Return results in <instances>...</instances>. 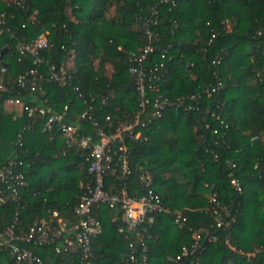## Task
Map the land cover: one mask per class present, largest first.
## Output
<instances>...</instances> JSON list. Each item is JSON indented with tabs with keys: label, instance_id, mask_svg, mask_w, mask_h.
<instances>
[{
	"label": "trees",
	"instance_id": "1",
	"mask_svg": "<svg viewBox=\"0 0 264 264\" xmlns=\"http://www.w3.org/2000/svg\"><path fill=\"white\" fill-rule=\"evenodd\" d=\"M0 13L5 14L0 60L7 67L0 82L10 89L0 91V99L11 95L56 111L67 105L66 120H77L80 133L94 139L96 128L113 129L137 110L129 54L148 42L145 22L154 19L145 71L157 68L162 96L196 95L198 102L193 100L190 110L165 108L160 118L140 127L143 138L127 140L130 172L124 178L115 144L104 188L115 191L124 183L132 196L150 189L168 209L142 224L145 264H190L195 258L201 264H264V0H0ZM43 32L48 48L37 55L17 51L19 42ZM31 68L36 69L33 92L17 84ZM54 72H64L66 83L49 80ZM218 81L220 88L208 95L206 88ZM78 93L91 106L95 126L91 119H78L86 107ZM0 107V169L16 159L24 162L16 171L25 177L15 198L0 203V241L13 224L18 233L38 219L55 223L53 211L74 222L81 184L92 179L87 151L68 146L56 130H43L37 112L29 116L24 109ZM29 125L18 141L19 131ZM141 169L150 175L149 186L139 178ZM230 173L241 191L230 183ZM212 195L219 207L210 202ZM95 213L104 230L91 240L92 256L84 258L80 249L56 252L61 238L47 246L17 244L44 264H140L142 245L134 232L119 231L118 206ZM196 235L198 247L190 253ZM183 246L189 255L170 260ZM0 264H16L5 245H0Z\"/></svg>",
	"mask_w": 264,
	"mask_h": 264
},
{
	"label": "built area",
	"instance_id": "2",
	"mask_svg": "<svg viewBox=\"0 0 264 264\" xmlns=\"http://www.w3.org/2000/svg\"><path fill=\"white\" fill-rule=\"evenodd\" d=\"M8 2L9 4H21L24 0H8ZM155 13L156 11H153L152 15ZM4 17L5 14L0 13V34L5 30L3 29ZM150 22L155 23V20L153 19L145 22V33L148 42L143 47L129 54L128 74L134 80L138 108L132 117L122 118L113 129L105 131L102 128H96V139L90 135L86 136L81 134L77 120L75 123L66 120L68 111L67 105H64L61 110L56 111L52 109L48 110L46 107L39 105H25L19 97L11 95L0 99V106H19L20 109H24L29 116L37 112L40 117L44 118L43 130H56L68 146H78L86 150V160L89 163L88 169L92 175L90 181L81 184L83 192L77 204L74 206V213L76 215V220L74 222L70 223L63 220L57 211H53L51 216L56 220L55 223L45 219H38L32 223L27 231L16 233L13 228L14 224L5 229L0 245H5L8 248L10 256L15 259L16 264H44L42 259L31 250L17 244V242L22 240L33 242L37 245L47 246L53 244L55 239L61 238V243L56 244V252H75L77 249H80L84 258L92 256L91 240L93 237L100 235L104 230L103 223L95 213V210L101 209L103 206L109 208L118 206L122 212L120 220L123 225L119 228V231L126 228L134 232L143 248L140 264H145L147 257L144 242L147 237L145 235L146 229L142 224L145 222H152L155 213L169 211L162 204L160 197L150 189L146 194L140 196L130 195L124 183L120 184L119 189L115 191L113 189L106 190L104 188L103 173L105 169L110 167V163L112 162V148L117 144V149L120 151L121 178H124L130 172L128 149L126 145L127 140L143 138L140 127H145L149 123L160 118L165 108L190 110L195 108L192 101H197L196 95L180 96L175 100H169L167 97L162 96L159 93L160 77L153 73L157 68L154 67L149 73L145 71V61L148 54L153 52L152 42L155 37L153 31L149 29ZM49 45L50 42L47 38V32H43L32 40L19 42L17 51L20 54L29 52L30 54L37 55L40 50L48 48ZM166 53L167 51H164L162 57H164ZM34 61L36 62L37 59ZM71 64L72 63L67 64L66 67L68 68ZM162 65L163 63H160V66ZM6 71V65L0 60V73H5ZM35 74V68L29 69L24 74L18 76L17 84L22 88H29V90L33 92L36 83ZM49 80L58 82L62 85L66 83L67 78L64 72L60 74L54 72L50 75ZM220 86L221 83L218 81L215 86L207 87V94L209 95L216 91ZM74 89L77 90L78 88L75 87ZM0 91L8 93L10 89L7 85L0 82ZM77 97L82 100V103L86 106L78 119H91V106L88 104L83 94L78 93ZM211 114L213 115V113ZM216 118L219 117L216 116ZM107 119L109 118L107 117ZM91 122L94 126L96 125L93 119H91ZM109 125H111V122ZM30 129L31 125L23 127L18 133V141L21 140L25 131ZM216 132L217 130H214V133ZM225 163L230 167L235 166L233 159H226ZM21 165L24 166V162L10 159L8 164L0 169V203L13 200L17 194L18 186L24 184L25 177L23 172L19 170L16 171V168ZM230 175V183L235 186L238 191H241L240 181L233 177L232 173H230ZM139 178L146 186L151 184L150 175L146 170H140ZM210 202L215 203L216 206L219 207V203L215 200V195L211 196ZM216 213L217 210L215 209L213 214L215 215L217 225L221 226L222 219L220 215L217 216ZM175 215V222H179L181 218L180 212H175ZM195 237L196 241L191 245L190 253L198 247L197 239L199 235ZM129 247L133 248V245L130 243ZM182 255H189L186 246L182 247L181 255H177L175 258L170 257L169 259L177 262ZM130 259H136L134 248L131 250ZM190 264H201V262L199 258H195L190 261Z\"/></svg>",
	"mask_w": 264,
	"mask_h": 264
},
{
	"label": "rangeland",
	"instance_id": "3",
	"mask_svg": "<svg viewBox=\"0 0 264 264\" xmlns=\"http://www.w3.org/2000/svg\"><path fill=\"white\" fill-rule=\"evenodd\" d=\"M7 108H9V107H7ZM13 108H14L18 113H19L20 110H21L19 106H14Z\"/></svg>",
	"mask_w": 264,
	"mask_h": 264
},
{
	"label": "crops",
	"instance_id": "4",
	"mask_svg": "<svg viewBox=\"0 0 264 264\" xmlns=\"http://www.w3.org/2000/svg\"><path fill=\"white\" fill-rule=\"evenodd\" d=\"M10 108H13V107H10ZM14 109V108H13Z\"/></svg>",
	"mask_w": 264,
	"mask_h": 264
}]
</instances>
